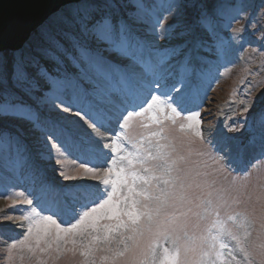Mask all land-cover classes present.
Wrapping results in <instances>:
<instances>
[{
    "label": "snow or ice",
    "instance_id": "6c2138e0",
    "mask_svg": "<svg viewBox=\"0 0 264 264\" xmlns=\"http://www.w3.org/2000/svg\"><path fill=\"white\" fill-rule=\"evenodd\" d=\"M224 8L223 0H65L41 25L38 44L0 49V158L32 187L4 196L13 200L7 207L29 206L15 218L27 231L9 252L17 244L33 255L53 245L57 253L75 251L61 242L75 246L79 236L88 238L79 253L85 264L97 251L108 253L101 257L106 264H241L236 252L245 264H253L254 255L264 264V239H249L253 221L242 213L221 217L232 189L216 188L206 173L189 167L193 156L208 154L198 140L219 153V171H234L228 161L236 137H206L200 112L185 115L177 99L207 78L210 56L222 55ZM240 104L247 146L264 150V103L252 98ZM113 117L118 130L103 145L110 151L101 153L97 137ZM133 118H146L145 129L157 128L131 135ZM165 121H183L179 143ZM225 127L241 130L234 123ZM33 144L43 147L34 154ZM69 148L83 159H73L76 174L59 172L65 181L81 182L66 190L46 177L41 162L53 149L67 154ZM101 159L99 166L92 162ZM260 220L264 237V210Z\"/></svg>",
    "mask_w": 264,
    "mask_h": 264
},
{
    "label": "rangeland",
    "instance_id": "374dc122",
    "mask_svg": "<svg viewBox=\"0 0 264 264\" xmlns=\"http://www.w3.org/2000/svg\"><path fill=\"white\" fill-rule=\"evenodd\" d=\"M223 3L225 8L218 29V36L222 42V55L218 58L214 55L209 57L212 61L211 71L203 83L196 88L199 95L196 96V89H194L187 95L181 92V95H184V100H179V97L177 99L181 108L184 109L185 115L189 112H200L201 128L205 130L206 137L219 138L221 135L236 137L234 151L228 161L234 171H219L214 160V157L219 153L211 151L206 145H199L198 140L196 141L197 147L208 154L193 156L189 167H195L197 171L206 173L209 180L215 181L216 188L232 189L228 196L229 206L220 209L221 217L230 213L247 215L249 220L253 221L249 239L259 243L260 239H264L260 235L262 231L260 216L264 210V199L257 200V197L264 194V150L259 147L253 149L247 146L248 133L241 127L245 117L240 115L243 108L240 101L256 98L258 103H264V0H223ZM34 32L36 31L34 30L28 38L24 39L20 46L4 50L21 49ZM176 87L180 88L181 86L177 84ZM153 88L155 89V85ZM153 94H159V92L154 91ZM171 95L176 96L177 94L173 92ZM187 98L189 100L185 104ZM52 115L55 119L58 113L54 111ZM62 115L71 117L70 113ZM245 116L251 119V113L245 114ZM141 121L149 123L146 118H133L129 130L131 135L139 137L141 134H147L148 131L156 130V125H151L149 129L143 128ZM181 122L183 121H178L173 126L170 121H165V126L169 130L168 134L170 137L178 138L177 143H179V138L184 135L179 130ZM233 123L236 127H241L239 132L229 133L227 131L225 125ZM209 129L212 130L210 133ZM117 130L118 125L115 124L113 117V123L109 129L101 130L102 138L97 137L99 152L110 151L104 149L103 145L110 143ZM89 131L91 130L89 129ZM30 147L35 154L37 148L43 146L33 144ZM56 159L61 160L60 165L55 163ZM73 159H83L75 148H69L67 154H61L59 149H53L51 158L42 161L41 166L50 181L59 185H67L69 188L66 190H70L71 186L81 182L65 181L59 176V172L64 171L67 175L76 174L77 164L73 163ZM92 162L99 166L102 159ZM244 173H247V176ZM234 180L235 184H233ZM88 183L94 182L89 181ZM31 191V183L27 178L17 173L11 161L6 157L0 158V209H4L0 215H11L14 218L13 220L0 219V264H85V257L80 256L79 253L83 250L82 245L88 243V238L79 236L76 237L77 244L75 246L70 242L66 245L61 242L62 249L75 247V251L63 250L57 253L54 250L55 245H53V250L47 253L37 252L33 255L26 248L17 244V247L9 252L12 242L22 239L27 231L26 222L15 218L19 217L23 209L29 206L17 203L15 207H7L13 203V200L5 199L4 196H12L16 192L30 193ZM232 197H237L241 202L232 203ZM52 211H58L65 220L70 219V216L63 211L57 209H52ZM210 220L211 218H209V222ZM229 225L232 226L231 222ZM233 230H235L234 226ZM231 243L234 245V242ZM109 246L115 249L117 244L113 242ZM100 247L105 246L101 245ZM107 254L106 252H95L93 257L87 258L88 264H93V260L94 264H106L101 257ZM235 255L241 264H245L241 253L236 252ZM252 260L253 264H260L259 256L254 255Z\"/></svg>",
    "mask_w": 264,
    "mask_h": 264
},
{
    "label": "water",
    "instance_id": "95a60500",
    "mask_svg": "<svg viewBox=\"0 0 264 264\" xmlns=\"http://www.w3.org/2000/svg\"><path fill=\"white\" fill-rule=\"evenodd\" d=\"M43 1V10L37 11L36 0H0V49L18 47L25 39L22 35L24 26L33 29L38 24L36 18L48 16L65 3V0Z\"/></svg>",
    "mask_w": 264,
    "mask_h": 264
},
{
    "label": "bare ground",
    "instance_id": "6f19581e",
    "mask_svg": "<svg viewBox=\"0 0 264 264\" xmlns=\"http://www.w3.org/2000/svg\"><path fill=\"white\" fill-rule=\"evenodd\" d=\"M38 2V7H39V10H37V11H42L43 10V8H42V2H44L43 0H36V3ZM43 12H41V14H42ZM52 13V12H51ZM45 15H43V17L40 19V18H36V20H37V22H38V24H37V26L36 27H34L33 29H27L26 28V26H24L23 27V31H22V35L24 36L25 35V39L26 38H28L29 37V35L34 31V30H36V29H38L39 27H41V25L42 24H44V21L46 20V17L47 16H45ZM20 46V45H19ZM9 48H14V47H9ZM9 48H7V49H9ZM196 90H198V89H196ZM130 110V109H129Z\"/></svg>",
    "mask_w": 264,
    "mask_h": 264
},
{
    "label": "trees",
    "instance_id": "16d2710c",
    "mask_svg": "<svg viewBox=\"0 0 264 264\" xmlns=\"http://www.w3.org/2000/svg\"><path fill=\"white\" fill-rule=\"evenodd\" d=\"M40 28L36 29L33 33V35L31 36V38L28 40L27 44L24 45V47H22L21 49H26L28 47L29 44L35 46L36 44L39 43L38 40V33H39Z\"/></svg>",
    "mask_w": 264,
    "mask_h": 264
}]
</instances>
